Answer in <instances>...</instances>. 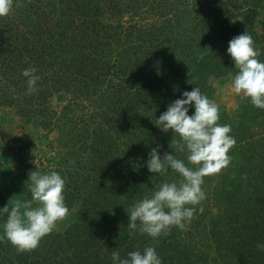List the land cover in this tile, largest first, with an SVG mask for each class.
I'll list each match as a JSON object with an SVG mask.
<instances>
[{"label": "rangeland", "instance_id": "374dc122", "mask_svg": "<svg viewBox=\"0 0 264 264\" xmlns=\"http://www.w3.org/2000/svg\"><path fill=\"white\" fill-rule=\"evenodd\" d=\"M26 1L12 0L10 29L0 24V48L12 49L17 76L0 89L8 95L0 98V191L10 208L31 198L30 171L55 170L66 181L69 212L24 252L41 264H112L113 251L123 258L153 246L162 264H264V109L232 90L237 69L227 53L228 42L246 32L264 60V0ZM82 14L92 19L88 27ZM158 64L169 77L164 89L156 85ZM26 68L39 76L30 95ZM144 75L155 80L143 91L156 101L144 97L149 105L135 107L139 115L131 118L126 101ZM198 86L218 106V123L231 125V162L204 177V199L182 228L156 238L130 231V206L181 179L170 169L150 173L149 151L159 145L161 156L174 152L187 164L179 137L156 118ZM107 206L122 213L102 226L83 223ZM0 243V263L19 264L13 245Z\"/></svg>", "mask_w": 264, "mask_h": 264}, {"label": "clouds", "instance_id": "9594fccd", "mask_svg": "<svg viewBox=\"0 0 264 264\" xmlns=\"http://www.w3.org/2000/svg\"><path fill=\"white\" fill-rule=\"evenodd\" d=\"M11 6L12 0H0V16L7 15ZM227 53L237 69L231 82L232 90L236 94L243 93L253 106L264 109V60L258 59L260 50L251 35L243 32L234 36L228 42ZM22 75L27 78L26 94L36 92L39 80L36 69L26 68ZM190 109H194L191 115ZM219 119L218 106L199 86L184 91L156 118L155 124L162 131L171 130L179 137V150L186 152L187 164L174 152L161 156L159 145L149 151L146 167L150 173L162 174L170 169L181 179L159 184L150 195L130 206L127 211L130 231L139 227L140 232L156 238L167 234L172 226L182 228L184 222L193 217L197 211L195 206L205 196L204 177L219 173L231 162L228 153L236 141L230 135L231 125L220 124ZM28 181L30 199L16 200L10 208L8 204L0 208V216L7 214L0 223V240L7 239L18 252L37 248L40 240L69 212L64 197L66 181L59 172H42L37 168L30 171ZM111 260L112 264H162L153 246L130 251L123 258L118 251H113Z\"/></svg>", "mask_w": 264, "mask_h": 264}, {"label": "trees", "instance_id": "16d2710c", "mask_svg": "<svg viewBox=\"0 0 264 264\" xmlns=\"http://www.w3.org/2000/svg\"><path fill=\"white\" fill-rule=\"evenodd\" d=\"M21 1L23 3L27 2V4H28V1H26V0H21ZM71 3H72V1H71ZM27 4H25V5H27ZM26 12H28V11H26ZM5 16H0V24H3V25H5V27L10 29L9 27L12 24H10L9 22L12 21L13 15H5ZM82 16H83L82 17V22L83 23H87V27H88L90 25V23H91V20H92L91 17L89 15H86V14H82ZM4 32L5 31L3 30V28H0V43L2 42V40L5 41ZM11 52H12V49H8L7 50L6 46L0 48V56L3 55V56H1L3 59H0V89H2L3 91L5 89H8V88L10 89V86L15 85L16 84V80H17V76H13L14 68H13V64L11 63L12 59H13V56H12ZM159 65L160 64H158L156 66V67H158V69L156 70L157 74L156 73H154V74L156 75L155 79L157 77H159L161 79V81L159 80V82L156 83V85L158 86V89H164V85H167V87L169 85V83H168L169 77H168V74H165V71L162 68L163 66H159ZM199 70L202 71V68L200 67L199 69H196L195 73H198ZM141 80H142L141 83H143V84L140 86V89H142V90L137 88V90L133 94H131L129 96L128 101H126V104L129 107L128 110H130V113H129L128 116L131 117V118L135 117V116L138 117V115H139V111L140 110L139 111H135V107H137L138 105L141 104V106H143V108H142V110H143L146 106L149 105L148 99H153V102L156 101L153 98V95L151 97L149 92L143 91L144 86L146 87V89H154V88H152V86L154 85L153 83H155V80H153V78L151 76H148V75H144ZM164 80H166L167 82L166 81L164 82ZM132 82H135V81L132 80ZM162 82H164L165 84H162ZM170 84L172 85V82ZM5 93L6 92H2V95H0L1 100L2 99L5 100L6 96H8ZM153 94H155V93H153ZM157 95H158V93H157ZM144 97H149V98L145 99ZM123 101H125V100H123ZM124 104H125V102H124ZM124 104L121 105L122 108H124ZM127 112L125 113V116L127 115ZM135 112H137V114ZM117 121H118V126L122 125V122H120L118 119H117ZM0 188H1V186H0ZM5 196L6 195H5V191H4V188H3V191L2 190L0 191V208H2V207L7 205L5 203ZM93 207H96V205L93 204ZM115 210H113V208H108V206L107 207H103L99 211L94 209V211L90 212L88 214V216H86V218L84 219L83 223L92 224V222H93V223L99 224V226H102L103 224L101 222L106 221L108 223L109 221L110 222L114 221L113 219H110V217L111 216H117L120 213H122V211H119V207H117ZM259 210L263 211L264 209L263 208H259ZM87 212H89V210ZM6 216H7V214L6 215L3 214V216H0V223H3L2 221H4L6 219ZM104 217H105V219H104ZM0 241H2V240H0ZM4 241L6 243H9V241L7 239H4ZM0 245H1V243H0ZM12 247L14 248L12 250L13 257L16 259V261H18L17 263H19V264H41V263L44 262L43 259H37V258L35 259V258L30 257V253L29 252L28 253L18 252L15 246H12ZM0 264H3V263H0Z\"/></svg>", "mask_w": 264, "mask_h": 264}]
</instances>
